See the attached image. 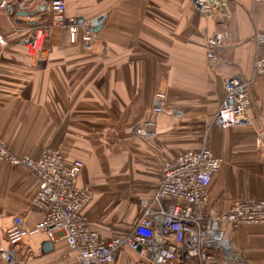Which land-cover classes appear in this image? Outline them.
<instances>
[{"label": "crops", "instance_id": "crops-1", "mask_svg": "<svg viewBox=\"0 0 264 264\" xmlns=\"http://www.w3.org/2000/svg\"><path fill=\"white\" fill-rule=\"evenodd\" d=\"M6 1L0 8V33L9 43L0 52L1 137L15 153L32 157L66 136L79 143L82 152L65 158L83 162L77 183L94 186L84 213L103 239L130 230L141 215L140 201L157 187L163 162L203 144L230 161L212 177L208 212L221 214L235 200L264 199V149L255 144L256 133L264 134V76L251 90L250 125L218 129L211 122L224 96V79L252 73L254 33L264 32V0L255 7L252 0H229L205 12L194 0H64L67 15H103L101 27L89 49L70 43L66 27H49L44 59L37 66L22 39L29 27L47 22L50 0ZM8 4L14 12L23 6L34 14L23 17L25 23L16 22ZM216 31H226L228 39L217 49L212 66L207 41ZM157 92L165 94V112L155 117L151 105ZM149 119L155 122L152 137L133 133ZM67 128L73 135L64 133ZM77 131L83 136L77 137ZM101 155L111 165L99 176L94 165ZM37 184L25 167L0 162V264H6L1 250L8 247L5 233L12 219L19 217L29 230L42 218L31 203ZM99 186L121 210L102 213ZM131 199L139 209L133 211L130 227L110 233L100 225L126 222ZM262 226L234 230L226 225L225 231L234 244L251 238L252 227ZM47 241L40 232L26 236L14 246L17 263L76 264L65 242H50L44 249ZM114 264L149 261L122 247Z\"/></svg>", "mask_w": 264, "mask_h": 264}, {"label": "built area", "instance_id": "built-area-1", "mask_svg": "<svg viewBox=\"0 0 264 264\" xmlns=\"http://www.w3.org/2000/svg\"><path fill=\"white\" fill-rule=\"evenodd\" d=\"M261 1L252 0V4L255 7ZM6 3L0 0V8ZM194 4L202 12L213 8L207 0H194ZM65 10L64 0H50L47 24L40 22L29 27V33L22 39L28 56L35 63L44 59L49 27H66L70 43L90 48L95 33L93 27L101 23L104 16L86 19L67 15ZM227 39L226 31H216L208 39L206 58L210 65H215L216 51ZM254 41L256 50L250 77L232 74L223 81L224 96L211 120L218 129L252 123L249 115L251 90L256 80L264 76V32L256 31ZM6 45L0 33V50ZM164 112L165 94L157 92L153 96L151 113L157 117ZM154 132L152 119L133 128L134 134L147 138ZM255 144L264 149V134L256 133ZM0 162L23 166L36 176L38 184L31 203L42 212V218L29 230L21 226L19 217L12 219L5 233L8 247L1 250L6 264H18L14 246L38 232L51 243L65 242L76 264H114L122 247L137 252L149 264H248L226 235L225 226L235 230L264 224V199L260 198L235 200L221 214L208 212L209 186L221 167L222 158L207 144L163 162L154 193L140 201L142 211L137 221L126 234L108 240L91 228L84 213L93 190L77 183L83 167L81 160L68 161L59 150L49 146L43 147L35 157L20 155L9 149L0 136Z\"/></svg>", "mask_w": 264, "mask_h": 264}, {"label": "rangeland", "instance_id": "rangeland-1", "mask_svg": "<svg viewBox=\"0 0 264 264\" xmlns=\"http://www.w3.org/2000/svg\"><path fill=\"white\" fill-rule=\"evenodd\" d=\"M218 12L219 11H217V13ZM96 16H98V15L89 16V17H86V19H89V18H92V17H96ZM45 24H47V22ZM37 25L38 24L36 23V26ZM28 33H29V30H28V32H25L23 37L26 36ZM47 36H48V32H47ZM47 41H48V39H47ZM7 43H8V41H7ZM8 45H9V43L6 46H8ZM0 52H1V50H0ZM29 59H30L31 63L36 65V66L40 64V63H35L34 60L31 59L30 57H29ZM64 129L65 128H63V130ZM16 130L21 131V130H23V127H16ZM75 132H76V130H75ZM64 133H68V134H72L73 135V132L72 131L70 132L69 128H67V131H65ZM109 133L110 132H108V134ZM0 136H1V134H0ZM76 136L77 137L83 136V133L80 132V131H77V135ZM63 138H62V141H60L58 144L56 143L55 145H53L56 142L54 140L55 142H51V143H49V144H47L45 146L56 148L57 150H59L63 154V156H68V158H69V156H72V155L73 156L74 155H79L82 152L81 145L79 143L75 142L74 140H72L68 136H66L65 141H63ZM78 139H80V138H78ZM5 143H6V145L8 146L9 149L13 150L9 146V144H7L6 141H5ZM204 143H206V142H204ZM45 146H43V147H45ZM20 155H22V154H20ZM110 162H111V159H106L105 157H103V155H101V159H99V161L97 162L98 165L97 164L94 165L95 167L98 168L99 176H102V175H104V173H106L105 169H107L108 166L111 165ZM222 163L223 164H222V167H221L220 170L224 171L225 170L224 169L225 166H229L230 165V161L226 162L225 158H223ZM87 185L89 187H91V188L93 186V185L91 186L90 184H87ZM99 187H100L99 194L101 195L100 197L101 198L103 197V199H104V202H102V204H101L102 213L105 214V215L106 214L109 215V214L116 213L118 210H121L122 208L116 207L114 204H112V200L108 201V196L103 193V189L101 188V186H99ZM132 203H133V200L131 199L128 202V207H125L126 210L128 209V215H129V217H128L126 222H124V223L108 222V223H102V224L99 223V224L101 226L105 227L106 229H108L110 233H113L114 230L123 231L127 227H130L132 225V223L134 222L135 218H136V214H134L133 211L135 209H139L138 207L132 206ZM95 224H94V226H95ZM252 228H255V229H254V231L251 234V238H248V239H245V240L242 238L240 241H235L236 243L234 242V246H235L236 251L238 252V254L241 256V258L244 261H246V263H248V264H264V238H263L264 237L263 236L264 235V228H263V226L262 227H252ZM120 255L122 257L123 254L121 253Z\"/></svg>", "mask_w": 264, "mask_h": 264}, {"label": "water", "instance_id": "water-1", "mask_svg": "<svg viewBox=\"0 0 264 264\" xmlns=\"http://www.w3.org/2000/svg\"><path fill=\"white\" fill-rule=\"evenodd\" d=\"M42 9V8H41ZM7 10H8V12H9V14L11 15V16H15V21L16 22H19V23H25L26 22V19H24L23 17H25V16H27V15H33L34 14V11L33 12H26V11H24V7L23 6H20V9L18 10V11H16V12H14L15 10H14V8L12 7V5L11 4H8L7 5ZM29 13V14H28ZM100 27H101V23H99L98 25H96V26H94L93 27V31L94 32H97L99 29H100ZM51 247V243L49 242V241H47V242H45L44 244H43V248L44 249H48V248H50Z\"/></svg>", "mask_w": 264, "mask_h": 264}, {"label": "bare ground", "instance_id": "bare-ground-1", "mask_svg": "<svg viewBox=\"0 0 264 264\" xmlns=\"http://www.w3.org/2000/svg\"><path fill=\"white\" fill-rule=\"evenodd\" d=\"M202 1V0H199ZM208 3L211 4V6L217 7L221 3H230L229 0H207Z\"/></svg>", "mask_w": 264, "mask_h": 264}]
</instances>
